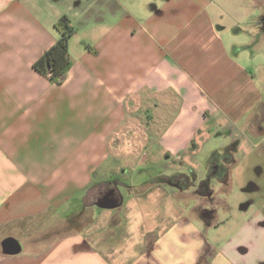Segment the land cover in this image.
Segmentation results:
<instances>
[{"label": "crops", "instance_id": "crops-1", "mask_svg": "<svg viewBox=\"0 0 264 264\" xmlns=\"http://www.w3.org/2000/svg\"><path fill=\"white\" fill-rule=\"evenodd\" d=\"M62 15L77 32L54 84L34 63ZM260 46L264 0H0V264H264ZM216 136L208 157L237 143L231 178L210 183L213 210L195 189ZM122 168L156 175L88 212L96 175ZM235 194L245 214L222 217ZM67 219L81 227L59 233ZM8 236L20 253L3 252Z\"/></svg>", "mask_w": 264, "mask_h": 264}, {"label": "rangeland", "instance_id": "rangeland-1", "mask_svg": "<svg viewBox=\"0 0 264 264\" xmlns=\"http://www.w3.org/2000/svg\"><path fill=\"white\" fill-rule=\"evenodd\" d=\"M234 36H237V38L235 40L238 43H243V42H246V40H247V37H245V35L238 36L236 34ZM235 50H237V49L235 48L234 51ZM254 52H255L257 57H260L262 59V60H260V59L259 60L261 62H264V47L260 46L256 50H254ZM260 61H259V63H261ZM219 137L220 136H216L215 138H213V141L206 144L202 155L198 156V159L200 160V166L201 167L206 166V164L209 160V157L207 155H208L210 149L213 147L212 145L214 143L219 144V143L223 142V140H221V141L218 140ZM134 159L131 158L132 162H129V164L127 163L125 165L132 166V164L134 163ZM118 164L123 165V159L119 160ZM168 164H170V163H167V165H166L167 167L169 166ZM178 165H179V163H178ZM205 172L206 171L204 168H201L200 170H198L196 172L199 176V179L203 178L205 176V174H206ZM155 175H156L155 172L150 173V172L142 171V170H139L137 172H133L129 169H123L122 168V170H116L115 172H111V173L110 172H99L96 175V180L100 181V184H98V185H99V187H102V188L113 186V181H114L118 185L117 187L121 191L122 196L125 197V200L129 201L130 199H132L134 194H137L140 191L139 185L142 184L143 182L147 181V180L148 181L151 180V178L154 177ZM101 181H102V183H101ZM97 187L98 186L95 185L92 188L88 189L86 196H85V200H84V206L86 208H90V210H88V212L94 211L95 216H98V213L101 211V209L98 206L94 205L95 196L97 195L96 190H98ZM219 187H224V186L222 185ZM215 191L221 192V194H223V191L220 188L216 187ZM235 195L237 196L236 201H235L236 202L235 203L236 204L235 209L234 210L230 209L227 212L223 211L222 217L228 218V217H230V215L233 216L235 210L238 213H240V216H243L245 214L244 210H241V208H243L244 204H246L245 202H247L245 197L241 194H239V195L235 194ZM67 208H69V209H67V212H66L68 214L69 210H72V211L75 210L76 206L74 207L72 204L71 205L69 204V206ZM79 208H80V206H79ZM104 211H106V210H104ZM127 211H128V213H132V210L130 208H127ZM120 212L121 211H117V213H119V216H120ZM230 218H232V217H230ZM87 222H88V220L85 221L83 223V225H85ZM130 223H131V226L133 227L134 224L136 223V220L131 219ZM73 227L80 228L81 225L74 226V221L71 222L70 219H67L66 221H62L60 223H57V230L59 233H65V232L71 231L73 229ZM8 237H13V236H8ZM14 238H16V237H14ZM16 239L22 242V240H20L18 238H16ZM21 246H22V243H21ZM1 247H2V242H1Z\"/></svg>", "mask_w": 264, "mask_h": 264}, {"label": "flooded vegetation", "instance_id": "flooded-vegetation-1", "mask_svg": "<svg viewBox=\"0 0 264 264\" xmlns=\"http://www.w3.org/2000/svg\"><path fill=\"white\" fill-rule=\"evenodd\" d=\"M236 143L237 141L231 142V145L227 146L226 149H223L220 154L209 157L203 182H200L196 185V175H185L183 177L180 175H177L175 177L169 176L167 177V179L173 180L178 185L185 187L195 184L196 193H200L203 196L204 202L208 205L207 208L213 207L212 209L214 210V206H216V204L214 198H212V196L210 195V193H212V190L209 186L212 182L223 185L224 183H227V181L231 178L232 168L235 163L234 151L236 148ZM117 186L118 185L113 181V186L111 187H97L98 190H96L97 195L95 196L94 204L97 205V200L103 198L108 193H111V197L113 196L120 198L121 191ZM208 214H211V212L209 211Z\"/></svg>", "mask_w": 264, "mask_h": 264}, {"label": "trees", "instance_id": "trees-1", "mask_svg": "<svg viewBox=\"0 0 264 264\" xmlns=\"http://www.w3.org/2000/svg\"><path fill=\"white\" fill-rule=\"evenodd\" d=\"M59 34L57 41L34 63V68L54 84H62L69 76L73 65L70 55V40L77 29L68 15L60 16L54 24Z\"/></svg>", "mask_w": 264, "mask_h": 264}, {"label": "water", "instance_id": "water-1", "mask_svg": "<svg viewBox=\"0 0 264 264\" xmlns=\"http://www.w3.org/2000/svg\"><path fill=\"white\" fill-rule=\"evenodd\" d=\"M108 193L97 200L96 204L101 208H114L120 205V199L111 197ZM2 249L5 254L15 255L21 252L22 246L19 240L14 237H7L2 241Z\"/></svg>", "mask_w": 264, "mask_h": 264}]
</instances>
